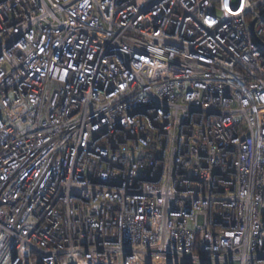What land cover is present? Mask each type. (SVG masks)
I'll use <instances>...</instances> for the list:
<instances>
[{"label":"built area","instance_id":"1","mask_svg":"<svg viewBox=\"0 0 264 264\" xmlns=\"http://www.w3.org/2000/svg\"><path fill=\"white\" fill-rule=\"evenodd\" d=\"M258 39L264 0H0V264H264Z\"/></svg>","mask_w":264,"mask_h":264},{"label":"water","instance_id":"2","mask_svg":"<svg viewBox=\"0 0 264 264\" xmlns=\"http://www.w3.org/2000/svg\"><path fill=\"white\" fill-rule=\"evenodd\" d=\"M255 23V22H254ZM254 23L252 24V29L254 27ZM259 42H261L264 45V42H262L261 40L258 39Z\"/></svg>","mask_w":264,"mask_h":264},{"label":"snow or ice","instance_id":"3","mask_svg":"<svg viewBox=\"0 0 264 264\" xmlns=\"http://www.w3.org/2000/svg\"><path fill=\"white\" fill-rule=\"evenodd\" d=\"M225 7H227V5H225Z\"/></svg>","mask_w":264,"mask_h":264}]
</instances>
